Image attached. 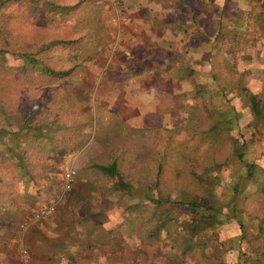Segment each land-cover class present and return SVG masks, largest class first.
Wrapping results in <instances>:
<instances>
[{"label": "trees", "instance_id": "16d2710c", "mask_svg": "<svg viewBox=\"0 0 264 264\" xmlns=\"http://www.w3.org/2000/svg\"><path fill=\"white\" fill-rule=\"evenodd\" d=\"M13 5L21 8V12L14 18L10 14V7ZM39 7L45 8L48 13L50 12L47 11V8L52 7L53 11L57 8L56 4L50 0H0V63L6 65L9 62L8 66L21 72L22 79L33 76V78L45 77L51 81L59 80L62 83L60 84L62 88L65 87L61 105L63 108L75 106V112L72 111L73 107L69 111L63 109V122L56 121L55 116L50 121L48 115L42 114L43 104H51L48 98L45 99L40 95L33 98L28 95L9 102V97H2L9 93L4 94L1 91L2 88L0 89V99H6L3 103L0 102V110L3 112L2 120H0V238L4 237L1 238L0 246H3L4 250L10 249L14 252H16L17 246L19 249L22 247L20 233L22 234L28 222L36 223L39 219V217H35L37 213L32 212L28 219H21V223H19L20 221L15 220L12 215L21 203H28V180L33 176L28 173L26 155L24 154L34 148L31 143L41 136L38 131L41 126L40 122L43 125H48V128L40 129L42 131H48L50 123L59 126V123H62L66 131L67 128L69 130L70 120L73 118V123L79 124L80 133L84 134L83 129L93 121L94 115L91 110L95 103L93 100L92 103L89 102L86 86L90 82L87 76L94 72L89 70V66H87V70L84 66L90 57L82 58L81 62L73 63L65 68H54L49 62L50 60L46 59V55V58L41 57L46 50L58 46L59 50L70 48L67 54L71 61L78 59L81 52L74 48L71 44L72 41L70 42L68 38L64 37L52 40L45 36L44 40L38 39L37 42H32L36 46L32 44V47L28 46L26 50H14V45L18 44L15 40L16 31H18L17 24L21 23L29 29L35 28L37 25L35 23L32 25V21L39 20V18L33 19V16L38 15ZM245 14L247 11L241 10L235 17L227 16L224 22L225 30H229L230 26L234 24L231 29L236 30V35H228L231 43L219 46L224 47V60H221V66L220 64L212 65L210 62V67H215V70H210V72L220 74L219 95L223 97V101L233 105L235 99L238 103V107L233 108L232 113L234 114H231L227 119L213 118L206 107L205 93L202 96L196 89L194 94L191 92L193 96H190L193 99V105L190 107L189 104L192 112L195 114L202 110L206 117H210V120L211 118L216 122L225 120L221 130L227 133L226 148L222 159L203 166L200 172L194 170L190 172L201 189L203 197L199 198L190 190L189 185L175 188L179 193H186V197L180 196L176 199L169 198V196L164 198L160 192H158V196L154 195L153 189L146 193V188H151V184L153 188V183L150 181L145 185L144 191L141 190L140 197L131 199L128 195L131 187L125 188L124 180L127 177L124 178V175L117 170L115 160L97 166L100 173L103 174V182L108 187L107 190L112 194L113 203L122 202V222L112 226V243L113 246L116 244L118 247V250L114 248L115 252L120 251L126 245L134 253L128 260L130 263L133 261L135 263L140 258L144 260L150 254V264H167L159 261V258L155 256V251L168 249L174 252L173 261H176V264H187V260L192 261L189 264H264V176L262 179L258 177L259 173L254 171L256 164L251 155L255 149L249 145L258 141L259 145L264 146V143L257 139L259 137H256H263L258 130V125L253 126L256 121L260 120L261 123L264 120V77L255 80L252 76L255 72L258 76H264V66L257 69L255 66L257 64L250 63V56L254 55L255 51L254 46L247 45L246 40L250 31L247 26L241 27V29L238 27V23ZM194 22L196 23V20ZM209 23L213 24L214 22L210 20ZM216 24L220 26L218 21ZM259 30H261V26L256 32L262 36ZM222 31L224 30L222 29ZM33 38L35 37L31 39L33 40ZM212 38L215 40L217 35ZM240 40L245 43L240 47L239 57L236 58V43ZM97 45H101V42H98ZM200 66L199 61H194L192 65L193 78L198 72H203L199 68ZM224 66L227 67L226 70H224ZM180 74L184 75L183 72ZM180 74L177 72L176 82L182 81ZM254 84L260 86L255 87ZM70 87H76L79 90L77 93H73ZM36 102H39L41 108L33 104ZM76 109L81 113L83 111L82 117L76 115ZM70 112H72L71 115ZM245 116L247 120L249 117L248 122ZM216 124L209 123L208 129L214 128ZM251 126H253L252 131L249 130ZM68 130L63 134L65 140L75 143L73 147L66 145V147L71 146L67 149L69 152L76 149L77 146H83L88 137L75 138L73 133L69 134L71 132ZM28 131L37 137L29 135L31 139H27L26 132ZM86 135L84 134V136ZM55 136L54 133L46 134L44 142H53L52 139ZM254 137H256L255 140H253ZM50 146L51 149L48 148V145H43L42 149L53 150L52 143ZM127 190L128 194H126ZM95 194L99 195V193ZM93 195L89 196L91 200L96 198ZM147 204H152L153 207L148 209ZM163 205L164 208L157 211ZM93 206L95 204H92ZM9 212H12L10 216ZM51 212L52 210L46 212L40 218ZM229 223L237 225L238 234L233 238L224 239L220 228L223 224ZM118 228L128 232L130 243L127 242V239L124 240L123 233L120 234ZM19 249L15 254L18 258ZM16 264H20L19 259Z\"/></svg>", "mask_w": 264, "mask_h": 264}, {"label": "rangeland", "instance_id": "374dc122", "mask_svg": "<svg viewBox=\"0 0 264 264\" xmlns=\"http://www.w3.org/2000/svg\"><path fill=\"white\" fill-rule=\"evenodd\" d=\"M234 1L236 0H214V7L212 8L210 6V8H208L210 15L205 14L203 11L202 14L197 15L198 18H192V21L197 20L194 25L203 32L207 31L206 33L209 37V41H204L201 44L204 49L201 54L202 58L199 57V59H203L204 62L199 68L203 72H198V74H195V78L191 80H182L175 84H169V86L163 85L161 80L157 77L160 72L156 70L162 66L155 61L157 57L154 56L151 48H147L148 52L151 51L150 55L147 57L136 56L137 47H126V45H123L124 43L120 41L110 42L97 40L95 43V41L90 40L88 36L90 35L89 31H60L57 19L50 18L45 8L39 7V11H37L38 15L33 16V19L39 18L38 21H32V25L35 23L37 25L35 28L37 29L25 28L21 23L17 24L18 31H16L15 40L18 44H15L13 48L15 51H22L28 49V46L32 47V44L36 46L32 42H37L38 39L44 40L45 36L53 40L55 38L60 39L61 37L67 38L69 35L72 36L73 33H75V36L77 33H81V45L79 44V40L76 42H74L75 40L73 39L70 40L74 48L81 52L78 59L71 61L70 56L67 54L70 48L67 50H59L58 46L46 50L41 56L46 58V55V59L50 60L49 62L54 68H65L73 63L81 62L82 58L90 57V60L84 63V66L86 70L87 66H89V70L94 72L91 73L90 76H87L90 82L86 85L90 98L89 102L92 103L93 100L95 103L93 107V112L95 114L93 126L90 127L87 133H84L87 134L84 136V134L80 133L79 124L75 125L72 118L70 120V128L69 130L67 128L66 131H70L71 133L69 134L73 133V137L75 138L88 137L90 146L85 152L90 153L89 151H93L97 148L99 150L104 149L105 155L107 156L103 157L106 158V161L111 163L113 158L116 163L118 161L119 165L116 166L117 170L124 175V178L125 176L127 177L125 180L123 178L125 188L128 187L127 189H129L131 187V189H135L131 194L141 195V190L144 191L145 185L151 181V183H153V188L151 184V188H146V193L153 189L154 195L157 194L158 196V192H160L164 198L169 196V198L176 199L180 196L186 197V193H179L175 188L189 185L190 190L199 198H202L201 189L190 172L191 170L200 172L203 166L222 159L226 148L227 133L221 130L225 120H223L224 122H216L212 118L210 120V117H206L202 110L194 114L190 108L193 105V99L190 98V96H193L196 89L202 96L203 93H205L204 96L207 97L206 107L211 113L210 116L217 119H227L231 114H234L232 113V111H234L233 108L238 107V103H236L235 99L233 105L223 101V97L219 95L220 74L218 72H210V70H215L214 66L212 68L210 67V62L212 65L218 66V64H220L221 66V60H224V47L219 46H223L228 43V41H231L228 35H236V30L231 29L234 24L230 26L229 30H225L224 26L227 16L233 14L236 10ZM242 2L247 5L248 0H242ZM20 12L21 8H17L16 5L10 7V14L13 18ZM99 18L100 17L97 19ZM202 18L203 20H201ZM212 18H215L216 23L218 21L220 26L215 22V24L206 22V20H213ZM198 19H200V22H198ZM17 22L20 21L17 20ZM222 29L224 31H222ZM102 32L103 31H101V33ZM115 34L116 31L114 30L108 31V35L115 36ZM216 35L217 38L212 40V37ZM32 37L35 38L32 40ZM203 40L204 38L201 39V41ZM98 42H101V45H97ZM195 49L196 47L194 46L193 53H198L199 50ZM206 51L209 54H206ZM129 52H131V54H129ZM205 57L206 59L209 57L207 62L205 61ZM7 63L6 65H1L0 63V89L2 88L1 91L4 92V94L9 93L7 96L3 95L2 97H9V102H14L19 97H26L28 95L33 98H36L38 95L43 96L45 99L48 98L51 102V106L48 111H45V108L42 106V114L48 115L50 121L55 116L54 119L56 121L63 122L64 111L56 109V107L61 105L62 97L65 94V87L62 88L60 85L62 83L55 79L51 81L45 77L33 78V76L32 78H23V80L20 77L21 72L18 70L15 71L16 69L13 70L14 67L8 66L10 63ZM226 69L227 67L224 66V70ZM211 77H213V79H211ZM70 88L73 93H77L79 90L76 87ZM190 91L193 94H191ZM207 92H209V94H206ZM3 98L0 99L2 103L6 100ZM153 98L157 99V101L160 100V111L154 106ZM33 104L39 106V102ZM100 107L102 109H100ZM99 109L102 110V114H106L104 118L99 119L97 115L100 113ZM246 111L248 113L247 109ZM74 112L75 110L73 113ZM2 113L3 112L0 110V119L2 118ZM76 113L78 117L83 116V111L82 113L81 111H76ZM71 114L72 112H70V115ZM248 121L249 117L247 122ZM209 123L218 124H216L214 128L208 129ZM59 124L62 128V132L66 133L65 128L62 126L63 124ZM257 125L263 137H256H259L257 139L261 141V143H264V120H262L261 123L260 120H258L253 124V126ZM253 126L249 127L250 131L253 130ZM137 134L143 136L144 139L141 141L136 140L134 135ZM256 137H254L253 140H255ZM58 138L59 140L65 139L61 131H59ZM249 145L255 149L252 152L253 155H251L256 164L254 165V171H257L259 173L257 174L258 177L263 179L264 169L261 167L264 168V146L262 144L259 145L258 141ZM136 147H138L139 150L136 149ZM137 151L141 154L138 159L143 161V169H137L136 166L131 167V164L134 162L129 159L130 154L136 153ZM122 156H126V159L122 158L118 160ZM83 162L87 163L86 161H77L75 169L83 165ZM152 165L155 166L154 178L152 174ZM88 170V168H85V172L88 173ZM75 173L77 174V170H75ZM101 175L97 176L98 181L95 186L98 185L99 187L104 183V177ZM93 177L96 178V175H93ZM214 189H216V187H214ZM147 207L151 209L153 206L152 204H147ZM162 208H164V205L160 206L157 211ZM115 216L114 213L113 216H111L112 221L110 222L108 220L106 222L105 226H107V228L111 227V225H108L110 223L117 224L119 219ZM18 221H20V219ZM19 223H21V221ZM114 224H112V226ZM25 229L26 228H24L20 235L22 246L27 248V244L25 243ZM220 230L224 239L233 238L234 235L237 236L238 234L237 225L234 223L223 224ZM120 231L121 230H119V232ZM123 232V234L120 233L124 236V240L127 239V242L130 243L131 240L128 236V232ZM114 243L116 242L114 241ZM114 248L118 250L116 244H114ZM17 249H19V246H17L16 252ZM173 253L174 252L171 250L162 249L155 251V256L159 258L161 262L167 264L172 262L176 264L177 262L173 261ZM133 254L134 253L125 245L120 251H116V253L114 251L112 264H150V254L146 256L144 260L140 258L142 260L138 259L139 261L130 263L128 260ZM15 258L18 257L15 255ZM186 262L189 264L192 261L187 260ZM51 263L59 264L60 262L55 261V263Z\"/></svg>", "mask_w": 264, "mask_h": 264}, {"label": "crops", "instance_id": "0c3cea01", "mask_svg": "<svg viewBox=\"0 0 264 264\" xmlns=\"http://www.w3.org/2000/svg\"><path fill=\"white\" fill-rule=\"evenodd\" d=\"M213 1L50 0L56 4L57 8L54 11L51 10L52 7L47 8V11L50 12L47 15L57 19L60 31H89L90 35L88 36L95 43L97 40L120 41L126 47H137L136 56L147 57L152 51L157 57L155 61L162 66L156 70L160 72L157 77L163 85L169 86V84L176 83L177 72L179 74L183 72L184 75L180 74L182 80H191L193 79L192 65L194 61H199L200 65L203 64L204 60L199 59L203 52L201 44L207 41L209 37L207 31L203 32L194 25L195 22L192 21V18H198L197 15L202 14L203 11L210 15L208 8L214 7ZM234 3L236 10L230 14L233 17L239 14L241 10L247 11V14L238 23V27L240 29L241 27H248L250 33L246 40L247 45L255 47L254 55L250 56V63L257 64L255 65L257 69L261 68L264 66V0H248L247 5L242 0H236ZM98 17L100 18L97 19ZM212 19L216 23L215 18ZM206 22L209 21L206 20ZM260 26L261 30L259 31H261L262 36L256 32ZM111 30L116 31L115 36L108 35V31ZM101 31L103 32L101 33ZM81 36V33H77L76 36L73 33L67 38L79 40L81 45ZM203 38L204 40L201 41ZM229 40L231 39L229 38ZM239 42L236 43V58L239 57L240 47L245 43ZM194 46L196 47L195 50H199L198 53H193ZM147 48H151V51L148 52ZM206 54H208L207 51ZM207 59L205 57L206 62ZM252 76L255 80L264 77L263 75L258 76L256 72ZM254 86L260 85L254 84ZM153 102L160 111V100L157 101L153 98ZM50 106L51 104L43 105L45 111H48ZM72 107V111H74L75 106L63 108L60 105L56 109L70 110ZM100 109L102 108L100 107ZM93 110L92 107L91 111L94 114ZM76 111L78 110L76 109ZM101 111L97 114L99 119L106 116ZM93 121L89 126L86 125L83 129L84 133H87L93 126ZM50 124V129L45 132L42 130L48 128V125H43L40 122L41 126L38 131L41 136L39 137L34 136L32 132H26L27 139H31L29 135L37 137L31 143L34 148L29 149L28 153L24 154L26 155L28 173L33 177L28 180V203H21L12 215L17 221L28 219L32 212L37 213L39 209L53 203L51 213L43 218L39 217L36 223L29 221L25 227L28 264H50L51 262L55 263V261L60 262L59 264H112L114 256L112 224L114 223L108 224L111 225L109 228L105 224L108 220L112 221L111 216L114 213L115 217L119 219L117 224L121 223L123 212H121L122 202L113 203L112 194L107 190L108 187L104 183L99 187L98 185L95 186L98 181L97 176L102 174L97 166L110 163L103 157L107 156L105 150L97 148L89 151L90 153L85 152L90 146V140L87 139L83 146H77L76 149L68 152L67 149L73 147L75 143L65 139L60 141L58 135L61 127L58 124ZM51 133L56 135L55 140L52 139L53 142L49 141V143L48 141L44 142L46 134L50 135ZM61 134L64 132L61 131ZM134 138L140 141L144 139L140 134L134 135ZM51 143L53 150L45 151L42 149L43 145H48V148L51 149ZM66 145L71 146L66 147ZM140 156L138 151L130 154L129 159L134 162L131 167L144 168L143 161L138 159ZM122 158L126 159V156H122L118 160ZM77 161H86L87 163L83 162V165L75 169ZM116 165H119L118 161ZM69 168L77 170V174H79H74L70 188L64 190L63 177ZM85 168L89 169L88 173L85 172ZM154 168L155 166L152 165L153 178L155 176ZM93 175H96V178ZM134 190V188L130 189V194ZM95 193H99V195ZM91 194H94L93 196L96 198L91 200L89 198ZM126 194H128V190ZM130 194L128 195L131 199L140 197L138 194ZM125 197L128 198V196ZM92 204H95L94 208ZM11 213L9 212V216ZM118 229L121 230V228ZM1 238L4 237L1 236ZM1 238L0 241H2ZM3 248L0 246V264H16L18 259L15 258L16 252Z\"/></svg>", "mask_w": 264, "mask_h": 264}, {"label": "built area", "instance_id": "2783aa9c", "mask_svg": "<svg viewBox=\"0 0 264 264\" xmlns=\"http://www.w3.org/2000/svg\"><path fill=\"white\" fill-rule=\"evenodd\" d=\"M74 174H75V170L72 168H69L64 173V177H63V188H64V190H68L70 188ZM52 208H53V203L50 204L49 206H46V207L39 209L37 214L35 215V217L37 218V217L43 216L46 212L52 210ZM18 259L20 261V264H28L27 263L28 262V252L24 246L20 247V249H19V258Z\"/></svg>", "mask_w": 264, "mask_h": 264}]
</instances>
